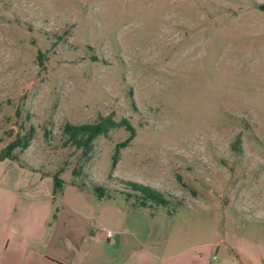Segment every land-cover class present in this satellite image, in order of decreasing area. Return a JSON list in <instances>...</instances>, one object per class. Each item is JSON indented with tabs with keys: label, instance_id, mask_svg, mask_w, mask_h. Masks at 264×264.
I'll return each mask as SVG.
<instances>
[{
	"label": "rangeland",
	"instance_id": "1",
	"mask_svg": "<svg viewBox=\"0 0 264 264\" xmlns=\"http://www.w3.org/2000/svg\"><path fill=\"white\" fill-rule=\"evenodd\" d=\"M104 115L133 130L113 167L121 126L85 156L60 129ZM29 130L10 151L26 162L0 174L34 201L0 189V208L18 206L39 253L74 264L89 228L95 264L154 241L179 252L167 264H264V0H0V149ZM126 181L179 204L129 208ZM3 246L0 264H45Z\"/></svg>",
	"mask_w": 264,
	"mask_h": 264
},
{
	"label": "crops",
	"instance_id": "2",
	"mask_svg": "<svg viewBox=\"0 0 264 264\" xmlns=\"http://www.w3.org/2000/svg\"><path fill=\"white\" fill-rule=\"evenodd\" d=\"M3 161H9L11 163H14V161L15 162L16 161L26 162L25 160H21L19 157H17L14 160H8L6 158H2L0 159V167L2 166L1 163ZM0 178H1L0 179V189H3V190L6 189L7 192L10 194V197H12L13 195V200L18 201V199H21L25 201H34V198L31 197L29 193H26L24 189H22L24 187V184L22 186H18L19 182H16L15 180L16 178L14 177L8 178V177H5V175L2 177V174H0ZM1 180H3V182ZM31 184L32 183H28L26 186H29ZM33 184L35 185V182H33ZM88 229L89 228H87L86 232H79V233L74 234L75 240L77 236H79L80 238H82V241H83V244H82L83 250L77 253V258H80V260L84 259L83 261H80V260L78 262L76 261V263L74 264H95V252L92 250V244L95 243V232L88 230ZM130 234L132 235V237H135V235H133L132 233ZM0 236H1L0 241L3 242L4 246L7 244L8 241L13 240V242L16 243V246L18 245V248L21 247V249L18 251V254H20V256L24 258L30 257V256L34 258L30 254V253H33L34 255L37 256V258L35 259H38L45 264L73 263L72 262L73 253L70 250L65 252L66 255L62 252H61V255H57V252L55 251H51L52 255L49 253H45V254L39 253V249L37 245L40 244L39 239L41 237L39 238L38 236L33 235L30 232V228H28L25 224H21L20 212H19L18 206L16 207V210H14L12 207L0 208ZM155 236L156 234L153 235L152 239H154ZM46 240L47 238L43 240V242L45 243L43 244L44 249H46L45 248ZM144 246L145 247H143L142 250L139 247L136 249H138V251H140L141 253L144 252V254L149 256L151 258L152 264H167V263H164L163 260L173 258L177 256L179 253L178 251H175V252L166 251V254L163 255L164 251L166 250V244L163 242L160 243L159 241H154L153 244L150 246V248L147 245H144ZM88 247H90V250L88 249ZM93 249L95 250L94 247ZM147 256L140 257L138 262H136L135 264H147L146 263Z\"/></svg>",
	"mask_w": 264,
	"mask_h": 264
},
{
	"label": "trees",
	"instance_id": "3",
	"mask_svg": "<svg viewBox=\"0 0 264 264\" xmlns=\"http://www.w3.org/2000/svg\"><path fill=\"white\" fill-rule=\"evenodd\" d=\"M121 126L127 131L126 137L115 145L113 153L111 155L110 166L113 167L117 155V147H122L127 143V141L132 137V128L124 119H119L114 121L108 115L98 116L95 121L90 123H78L70 124L67 122L62 123L61 132L65 134V142L72 145L73 147L79 149L80 155L85 156L91 147V140L96 135H105L106 131L110 127ZM31 131L26 132L25 135H15L14 138L7 142L0 149V159L6 158L8 160H14V156L10 151L14 147L24 148L27 145V141L30 137ZM61 180L58 178V173L54 171L51 174V185L52 191L56 189ZM129 192L122 193L126 199L131 200L128 202L129 208H146L151 209L152 213L158 210L172 209L177 207L178 202L170 203L166 197H164L160 192L154 190L146 185H142L136 182L126 181L125 183ZM91 191L94 193L96 198H101L102 196L107 197V193H102V188L96 186L95 184L90 186ZM170 206V208H168ZM167 214V213H166ZM151 215V213H150Z\"/></svg>",
	"mask_w": 264,
	"mask_h": 264
},
{
	"label": "built area",
	"instance_id": "4",
	"mask_svg": "<svg viewBox=\"0 0 264 264\" xmlns=\"http://www.w3.org/2000/svg\"><path fill=\"white\" fill-rule=\"evenodd\" d=\"M104 236H105V237H110V236H111L110 231L105 230V232H104Z\"/></svg>",
	"mask_w": 264,
	"mask_h": 264
}]
</instances>
